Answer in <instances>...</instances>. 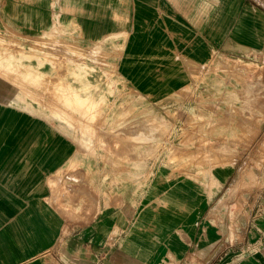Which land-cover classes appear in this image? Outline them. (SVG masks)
<instances>
[{
    "label": "crops",
    "instance_id": "0c3cea01",
    "mask_svg": "<svg viewBox=\"0 0 264 264\" xmlns=\"http://www.w3.org/2000/svg\"><path fill=\"white\" fill-rule=\"evenodd\" d=\"M57 1L0 0V27L39 36L54 28ZM63 5L80 44L124 36L118 74L147 103L186 88L192 69L220 57L264 69V0ZM27 102L0 76V264H264V164L241 191L230 161L184 173L132 159L126 171L116 169V151L112 173ZM253 108L262 111L264 100ZM228 194L242 195L231 232L216 214Z\"/></svg>",
    "mask_w": 264,
    "mask_h": 264
},
{
    "label": "rangeland",
    "instance_id": "374dc122",
    "mask_svg": "<svg viewBox=\"0 0 264 264\" xmlns=\"http://www.w3.org/2000/svg\"><path fill=\"white\" fill-rule=\"evenodd\" d=\"M63 1H57L54 28L39 36L0 27V60L11 54L16 57L6 66L12 72L0 65V76L26 95L27 104L35 105L37 114L73 135L85 157L108 165L112 173L118 151L117 170L129 171L132 159L169 165L184 173L207 171L230 161L236 166L231 182L238 185V191L257 184V170L264 164V109L253 108L264 100V69L259 64L220 57L192 69L186 88L165 100L147 103L118 74L124 36L116 43L80 44L76 22L70 29L64 23L67 9ZM38 57L44 58L39 61ZM25 70L36 75L25 79ZM70 88L83 94L88 91L96 106L87 114L86 109L82 113L65 106L58 95ZM248 114L252 119L243 120ZM104 175L107 178L109 173ZM241 201L242 195L232 200L228 194L216 210L217 223L228 232L233 229L230 217L234 218Z\"/></svg>",
    "mask_w": 264,
    "mask_h": 264
},
{
    "label": "bare ground",
    "instance_id": "6f19581e",
    "mask_svg": "<svg viewBox=\"0 0 264 264\" xmlns=\"http://www.w3.org/2000/svg\"><path fill=\"white\" fill-rule=\"evenodd\" d=\"M58 3V2H57ZM55 17V16H54ZM21 49V48H20ZM31 50V49H30ZM42 54V53H40ZM18 55V54H17ZM11 57L6 58L5 60H0V65L1 67H3V69H5L6 71L8 70L9 72H12V70L10 71L7 67L10 66L11 60H13V55H10ZM73 56V55H72ZM20 58H22V55L19 56ZM95 57V56H94ZM44 58V57H43ZM43 58H39L38 60L40 61ZM88 59V58H87ZM92 59V58H91ZM42 61V60H41ZM36 63V62H35ZM50 65L54 64L53 60L50 61ZM93 63V62H90ZM8 65V66H7ZM71 65V64H70ZM7 66V67H6ZM75 66V65H74ZM98 66V65H97ZM54 67V66H53ZM28 68V67H26ZM80 68H84L83 65L80 66ZM79 68V69H80ZM21 69V68H20ZM24 69V68H22ZM29 69V68H28ZM87 69V68H86ZM4 70V71H5ZM31 70V69H30ZM30 70H25V72H23V76L25 77V79H29L31 77H34L36 75V73L31 72ZM53 71V70H52ZM91 71V70H90ZM45 72H41L40 74H43ZM102 74V72H101ZM76 76H78L76 74ZM22 77V76H21ZM61 78V77H60ZM236 81V80H235ZM50 82V81H49ZM87 85V84H86ZM46 86V85H45ZM67 87V86H66ZM64 88V87H63ZM69 89V88H68ZM86 89V88H85ZM61 90V89H60ZM63 90V89H62ZM83 90V89H81ZM88 90V89H87ZM59 91V90H58ZM88 91H85V93L83 94L82 91L76 90V89H72L70 88V90L67 91L64 90L63 92H60V94L58 95L59 97V101H63L64 105L70 108H73L77 111H81L83 113V109H86V114L89 112V110H92L95 106H96V101L94 99L91 100V98H89L88 96ZM62 106V105H61ZM78 116V115H77ZM91 116V115H90ZM212 176V175H211ZM213 177V176H212Z\"/></svg>",
    "mask_w": 264,
    "mask_h": 264
}]
</instances>
